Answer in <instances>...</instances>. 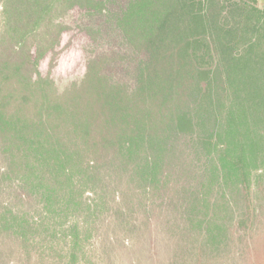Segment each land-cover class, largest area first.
<instances>
[{"label":"trees","instance_id":"obj_1","mask_svg":"<svg viewBox=\"0 0 264 264\" xmlns=\"http://www.w3.org/2000/svg\"><path fill=\"white\" fill-rule=\"evenodd\" d=\"M102 6V0H0V44L9 48L0 53L3 173L16 179L19 195L32 199L41 218L31 220L25 209L0 212V236L21 246L45 240L51 225L63 228L68 218L62 236L76 242L73 229L80 225L78 240L86 238L108 206L99 181L81 170L86 148L75 135L82 133V142L88 124L70 110L64 118L70 136L56 132L66 108L52 100L51 110L40 109L36 120L5 115L15 94L2 90L18 80L31 93L37 83L51 86L39 68L58 52L68 30L58 19L71 10L94 14ZM118 25L145 57L129 95L137 105L127 104L123 88L107 102L120 124L116 150L127 164L135 161L129 173L143 198L164 189L161 203H171L168 195H188L184 211L203 206L211 213V195H225L228 182H248L264 165V0H129ZM84 31L93 39L90 29ZM51 113L57 123L46 125ZM92 162L89 170L97 160ZM86 190L94 195L88 202L81 198ZM127 201L121 199L126 208L109 211V223L124 234L133 216ZM211 217L199 232L205 244L218 239Z\"/></svg>","mask_w":264,"mask_h":264},{"label":"rangeland","instance_id":"obj_2","mask_svg":"<svg viewBox=\"0 0 264 264\" xmlns=\"http://www.w3.org/2000/svg\"><path fill=\"white\" fill-rule=\"evenodd\" d=\"M128 1L102 0V9L97 13L71 10L58 19L68 27L64 33L68 38L65 41L63 35L58 52L45 59L39 68L42 77L54 81L51 86L37 83L31 93L19 80L2 85L3 91L15 94L3 107L5 115L17 113L26 120H36L34 116L40 109L43 113L51 110L48 101L52 100L66 108L62 121L57 123L51 113L45 122L46 125L57 123L56 132L70 136L65 134L69 130L64 121L70 110L88 124V134L82 142H79L82 133L75 135L76 143L86 148L80 161L81 170L92 173L99 181L108 206L106 211L103 209V219L86 238L78 240L83 235L82 226L73 229L76 242L66 234L62 236V229L67 232V223L72 218L62 224L63 228L51 225L48 238L30 245L21 246L11 238L0 236V264H264V165L252 172L248 182L238 185L228 182L223 189L225 195H211L215 201L212 217L209 208L203 206L196 211H184L182 199L188 195L183 198L168 195L171 203H161L164 189L153 190L150 195L154 196L145 195L144 199L140 186L133 183L129 167L135 161L127 164L116 150L120 124L107 104L116 99L122 88L127 104L132 107L138 103L129 95L145 55L132 48L118 25ZM85 28L92 31L93 39L85 33ZM7 46V42H2L0 53H8ZM77 51L79 56L72 55ZM30 75L37 79L34 70ZM22 93L28 98H19ZM4 157L0 144V212L25 209L31 220L38 221L41 218L34 212L32 199L19 195L16 179L3 173ZM94 159L97 163L89 170ZM81 195L86 202L94 197L88 190ZM122 198L128 200L133 213L128 224L131 230L126 234L122 227L109 223L110 209L126 208ZM210 217L218 239L205 244L199 232Z\"/></svg>","mask_w":264,"mask_h":264},{"label":"clouds","instance_id":"obj_3","mask_svg":"<svg viewBox=\"0 0 264 264\" xmlns=\"http://www.w3.org/2000/svg\"><path fill=\"white\" fill-rule=\"evenodd\" d=\"M67 38H68V36H67V34H64V37H63V39L66 41L67 40ZM79 52L77 51V52H74V53H72V55H75V56H79Z\"/></svg>","mask_w":264,"mask_h":264}]
</instances>
